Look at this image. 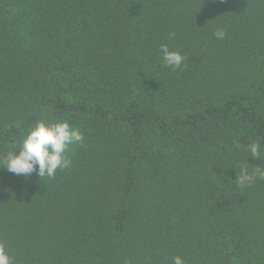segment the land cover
I'll return each mask as SVG.
<instances>
[{"label":"trees","instance_id":"trees-1","mask_svg":"<svg viewBox=\"0 0 264 264\" xmlns=\"http://www.w3.org/2000/svg\"><path fill=\"white\" fill-rule=\"evenodd\" d=\"M42 119L85 139L0 170L14 264H264V0H0V158Z\"/></svg>","mask_w":264,"mask_h":264},{"label":"clouds","instance_id":"clouds-1","mask_svg":"<svg viewBox=\"0 0 264 264\" xmlns=\"http://www.w3.org/2000/svg\"><path fill=\"white\" fill-rule=\"evenodd\" d=\"M217 39L225 37L223 29L214 32ZM174 33L170 34V38ZM162 59L165 66L172 69H180L184 65V55L175 49H170L167 44L161 45ZM82 131L71 124L67 119L48 122L40 120L30 128L28 133L0 158V170H7L15 175H23L25 178L37 172L39 177H54L57 170L67 169L72 161L67 156L70 147L84 143ZM18 150V152H17ZM261 143L250 142L247 151L252 157H261ZM264 179V170L254 169L249 172L246 166H241L235 182L240 186H247L257 178ZM0 264H14L13 258L4 243L0 242ZM172 264H185L181 255L172 258Z\"/></svg>","mask_w":264,"mask_h":264}]
</instances>
